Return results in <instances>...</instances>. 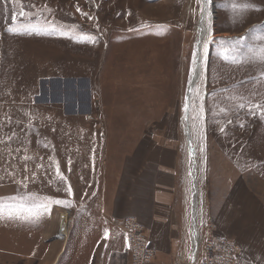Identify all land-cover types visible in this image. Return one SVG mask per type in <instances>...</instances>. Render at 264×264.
Returning a JSON list of instances; mask_svg holds the SVG:
<instances>
[{
    "label": "rangeland",
    "instance_id": "374dc122",
    "mask_svg": "<svg viewBox=\"0 0 264 264\" xmlns=\"http://www.w3.org/2000/svg\"><path fill=\"white\" fill-rule=\"evenodd\" d=\"M145 137L177 160L184 199L196 186L195 210L242 182L264 205V0H0V264H52L56 248L74 264L104 227L125 241L108 208Z\"/></svg>",
    "mask_w": 264,
    "mask_h": 264
},
{
    "label": "crops",
    "instance_id": "0c3cea01",
    "mask_svg": "<svg viewBox=\"0 0 264 264\" xmlns=\"http://www.w3.org/2000/svg\"><path fill=\"white\" fill-rule=\"evenodd\" d=\"M48 102L47 104L50 105ZM55 102L63 103L66 107L65 111L76 119L82 118L85 122H91L86 117L90 110L82 107L85 104L79 98H73L71 101L62 98ZM67 106L71 107L67 108ZM43 137L47 139L49 136L45 132ZM142 141L136 143L135 156L130 155L120 160L121 172L113 184L108 214L111 216L112 223L115 224L114 228L120 229L124 235L118 223L126 217L134 216L145 226L146 234L157 251L156 258L148 264H177L182 258L184 262L190 264L194 261L198 251L194 226L196 222L199 232L197 218L200 206L203 225L207 221L214 222L220 237L232 239L238 244L237 264H264V205L246 189V182L232 186L229 194L222 200L209 201V203L203 200L200 206L197 202L198 207L195 210L194 192L190 199L188 196L184 199L179 187L181 185L177 176L179 170L178 172L175 170L177 160L166 155L164 148L160 152L154 147L149 149L150 143L146 137ZM49 145L48 142L44 143L45 148ZM135 164L137 172L131 174V166L134 167ZM51 167H54V170H51ZM48 169L56 173L62 170L54 161H51ZM128 171H130L129 174ZM57 179L59 186L66 179V175L63 173L61 178ZM67 181L64 193H68L71 188L68 178ZM68 215L60 217L56 221L57 225H53L54 228L60 229L59 225L66 223ZM95 225L97 227L87 223L82 232L91 236L95 235L96 231H100L99 225L96 223ZM101 229L98 239L88 240L91 237H87L88 239L84 238L83 243L80 240L75 243L73 245L75 252H70L69 261L74 258L71 260L74 264H115L117 257L127 256L129 259L127 264H131L126 238L125 241L121 240L120 236L113 238L109 228ZM55 248L53 245L51 250ZM54 253L52 264H55V261L63 254L61 249L57 252V248Z\"/></svg>",
    "mask_w": 264,
    "mask_h": 264
},
{
    "label": "built area",
    "instance_id": "2783aa9c",
    "mask_svg": "<svg viewBox=\"0 0 264 264\" xmlns=\"http://www.w3.org/2000/svg\"><path fill=\"white\" fill-rule=\"evenodd\" d=\"M120 228L126 235L131 255V264H148L155 258L157 251L153 246L152 240L146 234V228L140 221L134 217H126L120 223ZM196 240L198 247L200 242L203 244V257L198 261V255H195L191 264H237L239 256L238 244L229 238L220 237L217 234V226L212 221H207L204 225V233L198 232ZM183 261L179 259L177 264Z\"/></svg>",
    "mask_w": 264,
    "mask_h": 264
},
{
    "label": "water",
    "instance_id": "95a60500",
    "mask_svg": "<svg viewBox=\"0 0 264 264\" xmlns=\"http://www.w3.org/2000/svg\"><path fill=\"white\" fill-rule=\"evenodd\" d=\"M200 48V43H199V45H198V49ZM200 50V49H199ZM201 52V51H200ZM200 52H199V54H200ZM200 58H201V56L200 55H198V60H197V65H198V70H197V72L195 73V76H194V78H193V83H192V85L193 84H195V82H196V76L198 77L199 75H200V67H201V65H200V62H199V60H200ZM192 87V86H191ZM190 95H191V88H190V90H189V92L187 93V97H188V100H187V109H186V116H187V118H186V120H187V122H189V115H190V112H189V110H190V105H191V97H190ZM192 152H194V150H192ZM194 198L196 197L197 198V196H198V191H197V188H196V186L194 185ZM194 231H195V235H197V233H198V231H197V224H196V222H195V226H194Z\"/></svg>",
    "mask_w": 264,
    "mask_h": 264
},
{
    "label": "bare ground",
    "instance_id": "6f19581e",
    "mask_svg": "<svg viewBox=\"0 0 264 264\" xmlns=\"http://www.w3.org/2000/svg\"><path fill=\"white\" fill-rule=\"evenodd\" d=\"M194 199H195V198H194ZM195 238H196V236H195ZM197 243H198V242H197V240H196V246H197Z\"/></svg>",
    "mask_w": 264,
    "mask_h": 264
}]
</instances>
